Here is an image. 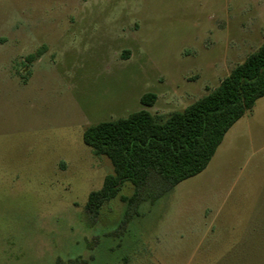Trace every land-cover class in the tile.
<instances>
[{"label":"rangeland","instance_id":"rangeland-1","mask_svg":"<svg viewBox=\"0 0 264 264\" xmlns=\"http://www.w3.org/2000/svg\"><path fill=\"white\" fill-rule=\"evenodd\" d=\"M263 40L264 0H0V264H264V97L203 172L95 217L113 168L82 141L183 110Z\"/></svg>","mask_w":264,"mask_h":264},{"label":"trees","instance_id":"trees-1","mask_svg":"<svg viewBox=\"0 0 264 264\" xmlns=\"http://www.w3.org/2000/svg\"><path fill=\"white\" fill-rule=\"evenodd\" d=\"M34 57L26 59L30 62ZM263 97L264 40L213 90L181 111L157 117L142 109L88 126L82 134L83 144L95 156L107 158L113 173L104 177L100 189L89 193L86 213L95 217L125 183L133 187L132 196L123 198L129 206L150 190L165 193L197 176L205 170L228 130ZM155 100V94L145 93L139 103L149 108Z\"/></svg>","mask_w":264,"mask_h":264},{"label":"crops","instance_id":"crops-1","mask_svg":"<svg viewBox=\"0 0 264 264\" xmlns=\"http://www.w3.org/2000/svg\"><path fill=\"white\" fill-rule=\"evenodd\" d=\"M241 120V119H240ZM239 120V121H240ZM239 121H237L229 130H228V132L232 129V128H234V126H236V124H238V122ZM228 132L225 134V136H224V138H223V141L221 142V144L219 145V147L218 148H220L221 146H222V144H223V142H224V139L226 138V136H227V134H228Z\"/></svg>","mask_w":264,"mask_h":264}]
</instances>
